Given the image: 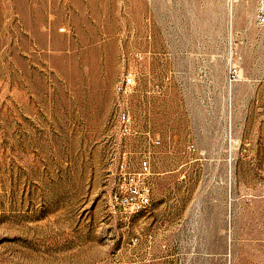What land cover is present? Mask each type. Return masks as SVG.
<instances>
[{"label":"rangeland","instance_id":"obj_1","mask_svg":"<svg viewBox=\"0 0 264 264\" xmlns=\"http://www.w3.org/2000/svg\"><path fill=\"white\" fill-rule=\"evenodd\" d=\"M259 1L0 0V264H264ZM123 153L151 172L128 217Z\"/></svg>","mask_w":264,"mask_h":264},{"label":"built area","instance_id":"obj_2","mask_svg":"<svg viewBox=\"0 0 264 264\" xmlns=\"http://www.w3.org/2000/svg\"><path fill=\"white\" fill-rule=\"evenodd\" d=\"M231 2V1H230ZM255 22L264 24V0H260L255 12ZM225 81L228 85L238 79V65L229 59L226 67ZM134 84L133 74L124 72L115 84L117 93L124 95L131 91ZM116 128L120 138L135 133L133 118L127 107L119 105L116 113ZM151 139V138H149ZM152 144H157L159 139H152ZM193 148V144L188 145ZM143 160V159H142ZM144 162V161H143ZM150 166L147 163L138 165V168L131 167L130 159L122 154L114 169L110 171L111 184L109 189V201L113 211H118L125 217L145 212L151 204V188L148 181ZM138 236L130 238V245L134 246L138 242ZM128 264V263H120Z\"/></svg>","mask_w":264,"mask_h":264},{"label":"crops","instance_id":"obj_3","mask_svg":"<svg viewBox=\"0 0 264 264\" xmlns=\"http://www.w3.org/2000/svg\"><path fill=\"white\" fill-rule=\"evenodd\" d=\"M186 48H187V47H186ZM188 49H189V48H188ZM191 49H193V47H192V48H190V50H191ZM185 50H187V49H185ZM187 53H188V52H187ZM192 60H195V61H192V64H193V63L195 64V63L197 62V60H196L195 58H194V59H192Z\"/></svg>","mask_w":264,"mask_h":264}]
</instances>
